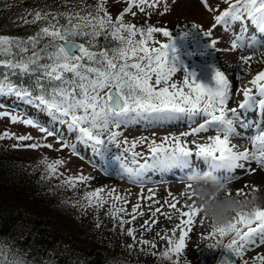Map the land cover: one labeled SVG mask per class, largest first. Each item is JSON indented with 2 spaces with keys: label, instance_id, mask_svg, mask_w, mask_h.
<instances>
[{
  "label": "snow or ice",
  "instance_id": "snow-or-ice-1",
  "mask_svg": "<svg viewBox=\"0 0 264 264\" xmlns=\"http://www.w3.org/2000/svg\"><path fill=\"white\" fill-rule=\"evenodd\" d=\"M223 2L227 7L220 10L219 6L213 9L208 0H202L208 11L218 12L213 17L212 29L222 25L228 30L239 24L244 35L232 41L231 49L264 47V39H261L264 37V0ZM106 3L107 0H97L95 6H91L80 0L79 4L69 5L65 0L62 9L34 10L29 13L31 19L21 18L24 24L41 23L34 35L24 38L0 35V68L5 69L0 72V95L15 96L41 109L53 124L59 123L66 126L68 132H75L77 142L91 148L93 153L101 152L105 145L119 149L128 145L114 158L121 171L133 182L143 184L154 172L180 173L184 180L193 169L201 172L207 169L230 182L235 179L234 173L238 169L254 172L252 162L264 168V124L248 122L241 114L245 109L264 112V70L253 76L249 86L238 89L243 95L238 108H228L233 81L225 70L213 66L212 83L198 82L195 72L187 71L180 62L171 31L125 21L126 14L136 15L133 8L146 13V10L157 9L163 3V11L167 12V0H127V6L115 18ZM192 26L200 28L196 24ZM212 29L203 32L204 35L211 36ZM250 29L254 31L247 36ZM157 33L166 37L167 42L156 41L154 35ZM157 43L159 47L151 46ZM209 43L216 48V40ZM252 59L251 55L242 56L240 64L250 66ZM181 70L184 71L182 82L175 81V75ZM13 75L33 78L34 84L25 87L14 83ZM0 116H10L13 123L38 127L46 137L57 135L54 129L42 126L32 118L22 119L3 111ZM182 119L203 122L179 135L165 136L160 142L143 136L131 141L120 139L122 127L141 120L154 123ZM237 124L240 129L251 130L252 134L238 131ZM210 130L215 134L208 136L207 142L192 141L194 147L183 139ZM14 135L5 132L0 139ZM246 135L251 141V149L241 150L232 143L233 137ZM16 139L33 138L21 135ZM57 139L61 141L63 137L57 135ZM140 144L147 145V154L135 151ZM27 146L33 149L53 147L38 142ZM67 147L76 153V144L61 143V149ZM41 163L46 178L63 177L62 185L72 189L79 184L86 185L92 179L82 173L65 176L59 171L64 164L59 158L49 161L44 157ZM191 187L185 184L179 196L169 192V198L163 201L156 198L155 190L149 189V195L138 196L135 204L114 189L97 187L86 190L78 203L83 208L96 209L108 204L106 214L118 221L122 232L127 225L126 235L134 242L128 245L129 249L137 244L148 246L153 250L149 254L169 260L171 264H180L190 233L206 222L202 206L196 204ZM258 191L256 186L252 187L251 192ZM236 194L248 193L240 189ZM144 200L148 202L146 205ZM173 214L179 217L175 225L156 233L166 242L164 249L157 253V243L145 239L143 232L152 231L161 218L172 221ZM145 216L138 238L133 224ZM204 239L215 240L207 248L219 249L221 256L217 264H264L262 252L250 259L244 258L249 249L264 248V206L239 211L225 223L211 224ZM0 257L6 261L4 253H0ZM13 264L22 262L14 261Z\"/></svg>",
  "mask_w": 264,
  "mask_h": 264
},
{
  "label": "rangeland",
  "instance_id": "rangeland-1",
  "mask_svg": "<svg viewBox=\"0 0 264 264\" xmlns=\"http://www.w3.org/2000/svg\"><path fill=\"white\" fill-rule=\"evenodd\" d=\"M208 3L213 9L217 6H219L220 10L227 7L223 0H208ZM126 6L127 0H107L106 3L108 11L114 18ZM167 7V12L163 11V3L157 9L146 10V13L151 12L150 15L141 13L138 9L133 8L136 15L126 14L125 21L138 26L152 25L171 31L175 38L180 62H182L183 67L187 71L195 72L198 82L211 84L207 69L213 66L225 70L230 78L234 76L236 79L233 86V95L228 102V108H238L239 103L243 100L242 92H238V89L243 86H249V81L253 76L264 70V47H257L252 50L244 48L231 49L232 41L237 39L238 36L244 35L240 25L236 24L228 30H225L222 25L212 29L214 24L213 17L218 12L208 11L202 0H167ZM192 24L199 25L200 28L198 29ZM209 29H212V35L205 36L203 32ZM253 31L250 29L247 35L251 36L252 34L250 35V33ZM263 38L261 37V39ZM154 39L159 43L167 42V38L161 33L155 34ZM213 39L217 41L216 48H213L209 43ZM159 43L151 46L159 47ZM249 55L253 56L250 66L241 65L240 57ZM183 76L184 71L181 70L175 75L174 80L182 82ZM237 78H239L238 83ZM0 111L18 115L22 119L32 118L38 121L40 125L54 129L58 136L63 137V140L58 141L57 135L46 137V134L42 133L38 127L25 125L21 122L13 123L10 116H0V136H3L5 132L15 134L14 136L0 139V152L12 151L26 157H42V159L47 157L49 161L59 158L64 161L59 171L64 173L65 176L82 173L92 178L86 185L79 184L75 189H72L62 185L63 177H52L55 183L60 184L59 191H61V196L64 195L66 197L65 202L58 205H44L43 207H39L40 205L34 206L38 211L49 216V219L54 222L53 225L61 232L64 238L71 242L75 240L82 246L99 245L110 258H119L130 263L141 262L146 260L145 256L151 255L149 253L153 250L148 246L137 244L132 249H129L128 245L134 242L132 238L126 235L127 225L125 226V231L122 232L118 221L113 220L106 214L109 210L108 204L96 209L92 207L83 208L78 202L86 190H93L97 187H103L106 190L114 189L117 194L126 196L131 201V204L137 202L138 196L147 197L149 195L148 190L153 189L155 190L156 198L163 201L169 198V192L179 196L185 189V183L180 173L161 174L154 172L149 174L147 181L143 184L133 182L121 171L118 161L114 158L128 145H122L120 149L113 145H105L101 150L102 154L101 152L93 153L91 148L77 142L75 132H68L66 126L59 123L53 124L50 117L41 109L30 106L18 100L15 96L0 95ZM244 115L247 121L256 124H259L258 120L262 117L260 124H264V117L260 110H252ZM202 122V120L190 122L182 119L153 123L141 120L122 127L120 139L127 138L131 141L134 138L143 136L149 140L155 139L160 142L165 136H175L187 132ZM237 130L245 133V130L240 129L239 126H237ZM246 131L251 132V130ZM214 133V130H210L183 137V139L189 142L190 147H194L191 143L192 141L207 142V137ZM21 135H30L33 139L25 141L16 139V137ZM64 141L76 144V153L78 154L74 153L71 147L61 149V143ZM37 142L40 144H51L53 147L33 149L27 146ZM135 151L147 154V145L140 144ZM262 169L261 172L264 178V168ZM143 203L146 205L148 202L144 200ZM131 204L128 206L129 211ZM173 216L172 221L161 218L160 223L155 225L152 231L143 232L145 239L155 240L158 245L155 250L157 253L164 249L166 242L160 240L156 233H162L174 226L179 217L176 214H173ZM125 218L127 219V217ZM146 218L147 216L139 218L133 224L138 238L141 235L140 225L143 223V219ZM97 223L100 224L99 227L96 226ZM208 225L209 232L211 224L208 223ZM204 236L196 234L195 231L190 233L186 241V248L180 258V264H188V262L190 264L207 263L210 252L207 245L215 243V240L204 239ZM141 248L144 250L142 251ZM257 252L264 253V248L249 249L244 258L250 259Z\"/></svg>",
  "mask_w": 264,
  "mask_h": 264
},
{
  "label": "trees",
  "instance_id": "trees-1",
  "mask_svg": "<svg viewBox=\"0 0 264 264\" xmlns=\"http://www.w3.org/2000/svg\"><path fill=\"white\" fill-rule=\"evenodd\" d=\"M66 3L75 5L80 0H66ZM84 3L95 6L97 0H84ZM64 4L65 0H0V35L22 38L34 35L41 23L24 24L21 18L31 19L29 13L34 10L56 11ZM4 71L0 68V72ZM11 79L25 87L34 84L33 78L28 76L13 75ZM41 161L42 157L0 152V253L6 255V261L0 257V264H13L14 261L22 264L171 263L156 255L130 263L110 258L99 245L82 246L75 240L71 242L64 238L49 216L34 207L58 205L66 199L61 196L60 184L53 178H46ZM208 255L206 264H217L221 253L219 249H210Z\"/></svg>",
  "mask_w": 264,
  "mask_h": 264
},
{
  "label": "clouds",
  "instance_id": "clouds-1",
  "mask_svg": "<svg viewBox=\"0 0 264 264\" xmlns=\"http://www.w3.org/2000/svg\"><path fill=\"white\" fill-rule=\"evenodd\" d=\"M184 183L192 186L193 198L202 206V213L210 224H222L239 211L264 206L258 192L233 194L229 182L207 169L203 172L193 169L186 174Z\"/></svg>",
  "mask_w": 264,
  "mask_h": 264
},
{
  "label": "bare ground",
  "instance_id": "bare-ground-1",
  "mask_svg": "<svg viewBox=\"0 0 264 264\" xmlns=\"http://www.w3.org/2000/svg\"><path fill=\"white\" fill-rule=\"evenodd\" d=\"M252 33H250L251 35ZM248 36V35H247ZM264 39V38H263ZM194 59V58H193ZM198 60V59H197ZM203 62V61H202ZM207 62V61H206ZM211 63V62H210ZM232 63V62H231ZM206 67V66H205ZM201 68V67H200ZM204 68V67H202ZM204 73V72H203ZM207 73H208V78L210 80V82L212 83V75H213V67H210L207 69ZM233 74V72H232ZM235 74V73H234ZM231 76V75H230ZM197 77V76H196ZM237 77V76H236ZM207 78V79H208ZM203 79V78H202ZM230 79H232L233 81V86H234V82L235 79L234 76L231 77ZM205 82V81H204ZM249 110L245 109L242 110V117H245L244 114H248ZM262 118V117H261ZM256 121V120H255ZM170 122V121H169ZM249 122V121H248ZM149 124V123H148ZM170 124V123H169ZM260 124V123H259ZM171 126V125H170ZM237 126H239V124H237ZM179 133V132H178ZM245 133L247 135H251L250 131H246ZM215 134V133H214ZM213 134V135H214ZM247 135L246 136H240V137H233L232 138V143H235L241 150H243L244 148H249L251 149L252 145L249 139H247ZM115 157V156H114ZM117 163V162H116ZM114 164V163H113ZM251 167L253 169H255L254 172H249L246 169H238L236 170V172L234 173L235 179H232L229 183H230V187L232 189L233 194L237 193V190L243 189V191L245 193H249L252 191V187L256 186L259 191L258 194L260 195V197L262 198V200H264V178H263V173L261 172V170H263L258 164H256L255 162H252ZM169 174V173H168ZM160 175V174H159ZM208 221L205 222V224L203 226H197L195 228V233L199 234V235H207L208 233Z\"/></svg>",
  "mask_w": 264,
  "mask_h": 264
}]
</instances>
